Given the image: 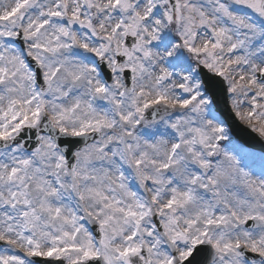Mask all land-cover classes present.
<instances>
[{
  "label": "snow or ice",
  "instance_id": "obj_1",
  "mask_svg": "<svg viewBox=\"0 0 264 264\" xmlns=\"http://www.w3.org/2000/svg\"><path fill=\"white\" fill-rule=\"evenodd\" d=\"M0 264H264V0H0Z\"/></svg>",
  "mask_w": 264,
  "mask_h": 264
},
{
  "label": "water",
  "instance_id": "obj_2",
  "mask_svg": "<svg viewBox=\"0 0 264 264\" xmlns=\"http://www.w3.org/2000/svg\"><path fill=\"white\" fill-rule=\"evenodd\" d=\"M241 127H243V126H241ZM237 133H238V136L240 138H242L241 142L243 140H250L251 137L255 135V134H250L248 131H240V129H237ZM254 143H255V149L254 150L259 151L260 146H261L260 143H256V142H254Z\"/></svg>",
  "mask_w": 264,
  "mask_h": 264
}]
</instances>
